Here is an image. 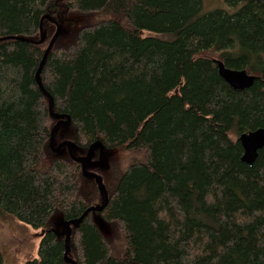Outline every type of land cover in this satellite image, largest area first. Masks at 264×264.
<instances>
[{"label": "trees", "instance_id": "obj_1", "mask_svg": "<svg viewBox=\"0 0 264 264\" xmlns=\"http://www.w3.org/2000/svg\"><path fill=\"white\" fill-rule=\"evenodd\" d=\"M224 4L0 0V216L42 230L37 256L20 264H70L59 222L104 201L66 147L51 150L59 118L49 97L70 117L53 143L73 142V155L94 144L125 153L86 169L108 200L70 225L76 264H264V147L249 166L237 139L264 128V0ZM71 14L87 21L54 40L42 90L36 72ZM212 51L255 75L252 85L234 90Z\"/></svg>", "mask_w": 264, "mask_h": 264}, {"label": "rangeland", "instance_id": "obj_2", "mask_svg": "<svg viewBox=\"0 0 264 264\" xmlns=\"http://www.w3.org/2000/svg\"><path fill=\"white\" fill-rule=\"evenodd\" d=\"M203 6L205 9H212L217 7H225L224 0H203ZM206 11V10H205ZM64 24L60 31V41L72 38L76 34L79 25L87 21V17L80 14H71L68 18L64 17ZM74 32V33H73ZM59 35V34H58ZM57 37V38H58ZM66 41V40H65ZM205 55L218 59L216 52H207ZM55 145L57 143H54ZM66 151V148H62L61 152ZM88 151V152H87ZM86 152L79 151L74 152L75 156H84L87 158L86 169L92 171L104 170L108 167L110 158H116L119 155L122 158L125 153L116 150L103 149L99 144H94ZM119 152V153H118ZM124 162V159L122 163ZM88 165V166H87ZM94 221L98 228L106 235L112 232L113 226L103 221L98 214H93ZM61 224V222H59ZM55 230L60 234L63 233L61 227L56 224ZM42 236L41 229H33L29 225L23 224L17 221L15 218L9 216H0V250L2 252L3 264H20L27 258L37 256V247Z\"/></svg>", "mask_w": 264, "mask_h": 264}, {"label": "water", "instance_id": "obj_3", "mask_svg": "<svg viewBox=\"0 0 264 264\" xmlns=\"http://www.w3.org/2000/svg\"><path fill=\"white\" fill-rule=\"evenodd\" d=\"M60 31H61V27H60V25H57L56 31L50 40V43H49V45L45 51V54L42 58V61L39 65V67H38V70L36 72V81L42 90H44V88L42 87V84H41L39 72L42 68V65H43L45 56L47 54V51L52 47V44L54 43V40L56 39V37L58 36ZM43 38H44V35L41 34L40 40H42ZM214 61L217 65L218 73H219L220 77L223 78L234 90H243V89L248 88L249 86L252 85L253 81L256 78L255 75L248 73L245 69L228 68L224 65V63L220 59H214ZM263 82H264V80H263ZM48 106H49L50 114L55 118H59V121L53 126V128L51 130V134H50V138H49V146H50L51 150L54 153H59L63 147H66L71 158L80 163L83 173L85 175H88V176H91L92 178H94L96 184L99 186V189L104 194V201L101 205L91 206L88 209H86L80 217H78L76 219L65 220L61 223L63 228L65 229V233H66L64 258L70 264H76V262L74 260H72L71 258H69L68 254H67L68 248H69L70 234H71L70 225L72 223L79 222L86 214H88L91 211L100 212L103 209V207L105 206V204L107 203L108 195H107V191H106V188L103 184L101 177L97 173L90 172V171L86 170L87 158L84 156H74L72 154V149H74V147H75V144L73 142H71L69 140H63V141L59 142L57 145H54L53 139H54V133H55L57 126H59L60 124L64 125V126L69 124L70 123V117L67 115L60 114V113H54L52 111V98L51 97H49ZM63 117H65V119H62ZM237 139L240 142L242 149H243L241 161L245 162L249 166L253 165V163L257 157L258 151L264 147V128H257L254 130L242 132L241 134H239Z\"/></svg>", "mask_w": 264, "mask_h": 264}, {"label": "bare ground", "instance_id": "obj_4", "mask_svg": "<svg viewBox=\"0 0 264 264\" xmlns=\"http://www.w3.org/2000/svg\"><path fill=\"white\" fill-rule=\"evenodd\" d=\"M46 17H47V16H46ZM46 17H45V18H46ZM45 18H44V19H45ZM73 33H74V32H73ZM76 37H77V36H76ZM59 126H60V125H59ZM54 135H55V134H54ZM61 141H62V140H61ZM242 151H243V150H242ZM60 152H61V151H60ZM53 158H54V157H53ZM78 163H79V162H78ZM87 166H88V165H87ZM88 169H89V168H88ZM90 171H91V170H90ZM94 181H95V180H94ZM97 186H98V185H97ZM79 187H80V186H79ZM81 187H82V186H81ZM103 197H104V196H103Z\"/></svg>", "mask_w": 264, "mask_h": 264}]
</instances>
